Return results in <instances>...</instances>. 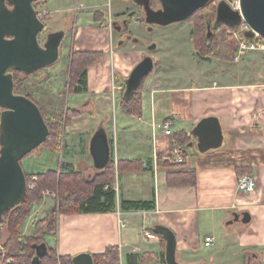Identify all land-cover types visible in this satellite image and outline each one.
I'll use <instances>...</instances> for the list:
<instances>
[{
    "label": "crops",
    "instance_id": "0c3cea01",
    "mask_svg": "<svg viewBox=\"0 0 264 264\" xmlns=\"http://www.w3.org/2000/svg\"><path fill=\"white\" fill-rule=\"evenodd\" d=\"M39 2L51 13L50 32H64L66 36L71 24L75 52H103L88 68L89 91L97 94L96 103L92 110L82 113L98 115L104 123L115 171V182L110 186L116 191L115 209L62 214L57 228L58 252L73 257L83 252L94 255L117 246L121 264H128V255L140 259L152 256L146 264H153L165 252L166 245L155 232L156 226L163 225L175 232L177 254L183 256V264H264V51H249L238 61L201 63L198 74L190 75L193 78L183 86L172 85L167 74L162 77L155 73L148 102L144 92L140 116L125 113L136 122L127 123L122 114L118 125V118L116 123L113 117L107 119L110 108L100 110L99 103L109 102L111 97L109 54L113 51L114 65L117 59L131 63L141 54L127 45H112L108 20L117 30L121 24L116 17L127 26L129 0H116L117 7L109 8L108 14L102 10L109 7L108 0ZM71 11H75L72 18ZM141 58L130 67L113 68L122 83ZM210 116L220 121L225 137L222 146L200 152L198 138L192 139L184 161L177 163L171 153L182 145L174 143L175 134H191L200 120ZM167 121L173 123V135L164 132L162 125ZM123 162L126 167H120ZM92 164L95 168L93 159ZM240 169L254 177V192L238 188L243 175ZM170 172L194 175L196 184L171 187L167 182ZM123 201H154L155 207L124 211ZM235 213H245L247 221L231 224ZM139 224L144 235L152 232L157 236L148 239L145 235L155 244L153 249L134 243ZM207 237L212 238L210 244Z\"/></svg>",
    "mask_w": 264,
    "mask_h": 264
},
{
    "label": "rangeland",
    "instance_id": "374dc122",
    "mask_svg": "<svg viewBox=\"0 0 264 264\" xmlns=\"http://www.w3.org/2000/svg\"><path fill=\"white\" fill-rule=\"evenodd\" d=\"M73 2L75 5V1ZM108 2L110 3L109 7L102 8L106 14H108L107 10L109 8L115 9L117 7L116 0H108ZM129 3L131 4V9L127 10L128 14L125 16L128 25L125 26L122 23L123 19L116 17V20L119 19L122 30L115 29L110 18L108 20V27L113 33L112 45H114V48H120L127 45L128 48L134 49L136 53H140L141 51L140 57L142 56L143 58V56L150 55L156 61L154 70L148 74L149 76L144 80L141 91L138 92L142 97V101L144 92L145 100L147 102L149 100V87L152 84V78L155 73H159L162 77L167 74L171 77L170 81L172 85L183 86L184 83H188L193 78V76L190 75L193 73L198 74L199 65L201 63L206 64L218 61H230L228 54L229 48L227 47L228 42L236 41L237 43L233 31L227 29L226 32H224L229 40L225 41L220 36L222 33L221 30L213 29L215 34L210 43L213 49L211 52L203 51L197 39V34L203 35L206 33V29L204 28L205 21L203 22L202 18L207 16L209 18L208 20L212 19V22L215 21L219 0H212L206 7L196 11V13L198 12L197 16H194L195 13L184 22L173 23L167 26L147 23L143 7L135 3L133 0H129ZM36 4H38L35 6L37 9L40 5L39 0ZM152 7L155 9L161 7L159 0H153ZM74 14L75 11H71L69 16L72 18L74 17ZM49 26L50 21H48V27L46 24V29L40 36L42 44L47 40V35L50 32ZM71 27L70 24V28L67 29L68 31L60 47V57L55 64L41 69L34 74H21L20 76V80L24 87V93L21 95L29 97L38 104L48 126L50 124L52 129L58 133V135L52 140H49L48 142L45 141L46 143L44 142L22 161L26 175H29L31 182L34 181V185L41 174H45V172L47 173L50 170L57 173L62 171L66 172V170L79 172L81 184H85L84 180L91 181L96 178L100 171L93 167L88 145L91 144L94 133L99 129L102 120L99 119L98 115L95 116L89 113L86 115L80 113V115L72 113L74 110H80L81 112L92 110L91 107L96 103L95 96L97 94L91 91L75 94L72 91V87L74 86L73 81L75 79V74H72V72L73 68L77 65L75 62L73 63L72 60L74 54L77 52L74 50ZM121 42L123 44L120 46ZM151 44H157V48L155 50H150L149 46ZM112 55L113 51L109 54L110 57L107 59V65L108 63L110 64L109 67L113 72L111 78V97L109 98V102L99 103L100 110H103L106 107L110 108L109 113H107V119H109L108 116L110 118L113 117V122L116 123V118H118V125H121L120 118L122 114L128 121L127 123H135V120L130 119L128 115L125 114L126 111L122 107L121 102L124 91L123 83L114 69H122L124 65L130 67L132 63H136L137 59L140 57H136V60L130 61L131 63L126 64L117 59L116 63L118 64L114 65ZM218 55H220L222 59ZM165 66H168V68ZM12 73L14 75V72ZM101 98L105 100L106 97ZM1 111L3 110L0 108V112ZM131 115L140 116L134 114ZM116 133L117 129L114 130V135ZM183 147L185 148V145H183ZM33 177H36V179ZM28 185L30 186L33 184L30 183ZM34 185L32 188L28 187V189H34ZM59 196L60 194L58 190L47 189L43 192V198L41 201L30 207L27 216L28 218L26 219L25 224H23L24 226L21 233L24 244L28 242V237H35V229L40 221L47 220V224L54 218L55 227L53 228V231L44 234L42 239L49 247L56 249L57 251L59 250L57 249L56 244L58 238V223L62 217V214L59 212ZM150 229H152V227H150ZM144 239V231H140L139 224L135 233L134 243L142 245L143 248L147 249H153L155 247V244L146 239L145 241ZM7 241L8 231L7 225L5 224L4 230L0 233V243L4 248L6 258L10 260L5 247V242ZM177 255V259L182 262L184 260L182 258L183 256L179 253ZM156 259L157 260L153 262V264H164L161 258ZM5 264H8L6 260Z\"/></svg>",
    "mask_w": 264,
    "mask_h": 264
},
{
    "label": "water",
    "instance_id": "95a60500",
    "mask_svg": "<svg viewBox=\"0 0 264 264\" xmlns=\"http://www.w3.org/2000/svg\"><path fill=\"white\" fill-rule=\"evenodd\" d=\"M38 0H0V223L4 214L24 202L27 196V175L23 159L40 147L50 134L49 126L36 102L25 95L15 93L14 76L11 71L34 74L55 64L60 57V47L64 32H50L44 44L40 36L45 31V23L39 19L35 3ZM142 6L146 21L150 24L167 26L184 22L196 11L206 7L212 0H159L161 7H152V0H133ZM245 20L251 27L246 38L256 34L264 37V0H240V10L233 9L227 2L217 6L215 24L238 26ZM208 25V36L211 35ZM122 43V42H121ZM157 44H151L155 50ZM152 56H145L132 70L126 81V95L131 96L146 75L155 67ZM198 138V149L206 152L220 148L223 131L217 117H205L192 130ZM94 166L105 169L111 161V144L101 122L90 144ZM233 222H246L245 213H235ZM157 235L166 243L167 264H183L177 259L178 241L175 232L163 225L155 228ZM34 263L39 264L48 254L46 242L35 244ZM73 264H94L93 255L88 252L73 257Z\"/></svg>",
    "mask_w": 264,
    "mask_h": 264
},
{
    "label": "trees",
    "instance_id": "16d2710c",
    "mask_svg": "<svg viewBox=\"0 0 264 264\" xmlns=\"http://www.w3.org/2000/svg\"><path fill=\"white\" fill-rule=\"evenodd\" d=\"M37 2L38 1H36V3ZM36 3L35 6L38 5ZM197 14L198 12L194 16H197ZM208 19L207 16L202 18L203 22L205 21L204 28L206 29V33L203 35L197 34V39L203 51L211 52L213 49L210 43L214 38V30H221L222 33L220 36L222 39L229 41L224 32H226L227 29L237 32L239 26H230L224 23L215 24V21L212 22V19ZM208 25H211L210 36H208ZM246 33L247 32L241 33L240 38L245 39ZM237 44L238 42L236 43V41L228 42L229 60H234L238 55ZM102 56L103 52H77L74 54L72 62H75L77 65L73 68L72 72V74H75V79L73 81L74 86L72 87L73 93L81 94V92H89L88 67L99 60ZM218 56L222 59L220 55ZM12 72H14L15 93L23 94L24 87L20 80V76L25 73L15 70ZM148 76L149 75H146L140 86L129 97L126 95V83H123L124 91L121 104L125 111L130 115H139L142 112V97L138 92L141 91L144 80ZM118 77L120 78L119 75ZM72 113L80 114L82 112L80 110H74ZM50 129L51 133L46 142L52 140L58 135V133L52 129V126H50ZM174 139L175 144L186 146L192 139L195 140L196 137L192 133L188 134L187 132H179L175 134ZM119 165L120 167H126L127 163L123 162ZM240 172H242L241 169ZM244 172L245 171H243L242 174ZM27 182L28 184L32 183L34 185V181L31 182V178L28 174ZM80 182L79 172L73 170H66V172L62 171L60 173L52 170L47 173L45 172V174H41L38 181L35 182L36 187L34 185V189L27 190V196L24 202L13 207L4 214L2 224L7 225L8 231V241L5 242L8 257L10 258L8 264H35L34 257L36 255V249L34 248V245L45 242L42 239L44 234L53 231V228L55 227L54 218L47 224V220H42L37 224L35 237H28V242L26 244L22 241L21 233L24 226L23 224H25V221L28 218L27 216L30 207L41 201L43 198L42 194L47 189H56L59 191V212L61 214L79 215L89 213H108L115 209L116 191L110 187L115 182L113 161H111L105 169L100 170L96 178L93 180H84L85 184H81ZM167 182L171 187L187 184L195 185L196 178L194 175L175 174L174 172H170L168 173ZM122 207L124 211L150 210L155 207V203L154 201H123ZM161 239L166 245L165 240L162 237ZM166 246L164 248H166ZM159 258H161L164 264H167L165 252ZM93 259L94 264H121L120 252L117 246L108 247L104 253L94 254ZM151 260L152 256L148 258L143 256L141 259L137 255H128L127 257L128 264H146ZM39 264H73V256L60 254L56 249L48 246V254L41 258Z\"/></svg>",
    "mask_w": 264,
    "mask_h": 264
},
{
    "label": "built area",
    "instance_id": "2783aa9c",
    "mask_svg": "<svg viewBox=\"0 0 264 264\" xmlns=\"http://www.w3.org/2000/svg\"><path fill=\"white\" fill-rule=\"evenodd\" d=\"M221 1L227 2L233 9L240 10V0H219V3ZM218 3V4H219ZM218 6V5H217ZM38 13V17L40 20H42L45 25L47 24L48 19L51 17V13L43 6L39 5V7L36 9ZM239 26V30L233 31L236 40L238 42V55L236 56L235 60L238 61L241 59L242 56H244L249 51H257V50H264V37H261L260 35L256 34V37L253 39H241L240 34L243 32H249L251 31L250 25L243 19ZM164 132L166 135H173V123L171 121H167L162 125ZM183 146H175L172 150V157L177 163H182L184 161L185 153L188 150ZM36 179V177H33ZM255 179L251 174H243L238 179V188L240 191H244L245 193H252L255 190ZM28 187L32 188L33 185H28ZM4 230V224L0 223V233ZM146 237L148 239H154L157 236L152 232H146ZM212 241L211 237L206 238V243L210 244ZM5 260L7 262H10L9 259L6 258V253L4 252V248L2 244L0 243V264H5Z\"/></svg>",
    "mask_w": 264,
    "mask_h": 264
},
{
    "label": "flooded vegetation",
    "instance_id": "af4514ba",
    "mask_svg": "<svg viewBox=\"0 0 264 264\" xmlns=\"http://www.w3.org/2000/svg\"><path fill=\"white\" fill-rule=\"evenodd\" d=\"M120 27V29L122 30V28H121V26H119ZM64 40V39H63ZM63 42V41H62Z\"/></svg>",
    "mask_w": 264,
    "mask_h": 264
}]
</instances>
